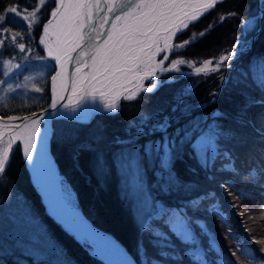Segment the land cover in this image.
Wrapping results in <instances>:
<instances>
[{
    "label": "trees",
    "instance_id": "1",
    "mask_svg": "<svg viewBox=\"0 0 264 264\" xmlns=\"http://www.w3.org/2000/svg\"><path fill=\"white\" fill-rule=\"evenodd\" d=\"M15 2L0 0V5ZM36 3L38 0H20L21 8ZM53 6V0H45L38 13L41 23L34 26L31 34L22 32L24 38L17 41L30 47L31 52H20L11 39L0 46V64L17 55L29 60L4 79L6 86L11 85L15 91L6 92L7 107L0 106V114L39 109L49 98L48 78L54 64L45 57L37 39ZM225 12L237 15L218 23L198 42L168 55V61L196 63L206 58L218 59L233 51L239 41L233 56L235 67L222 84L217 78L221 68L207 75L169 71L161 74L153 91H140L133 100L122 98L115 111H97L85 120L63 115L50 118L49 150L75 195L76 205L95 225L111 229L137 264H143L145 259L143 249L138 252V241L143 242L150 255L156 254L148 237L140 231L141 223L158 210L154 202H159L161 208L175 207L195 198L197 193L201 204L196 215L206 225L207 233L200 234L194 228V237L207 261L221 264L222 258L227 264L229 258L236 259L230 251L234 241L225 235L229 225L241 244L257 252L264 247L253 240L264 238V179L251 171L264 163V137L259 133L264 127V105L253 103L264 100V88L259 86L256 71L258 61L264 58V0H220L216 9L190 25L174 42L181 43L193 32L203 31ZM244 20L248 23H241ZM9 23L17 25L13 31L26 28L18 18ZM40 56L45 59H37ZM48 66L50 73L34 81L35 88L41 91L23 87L26 94L16 88L27 72ZM206 126H215L221 132L216 143L217 158L210 159L207 168L204 154L194 155L182 136L185 130H189V136H198ZM160 138L175 140L178 153L173 169L175 183L168 192L158 187L165 180L154 175L156 154L150 155L151 159L144 156V150ZM131 152L137 153L144 168L142 184L151 201L142 197L140 185L127 175L125 155ZM206 154L213 156L209 146ZM229 156L228 166L224 167ZM232 169L240 176L236 177ZM234 180L236 189L244 194L242 198L237 197V191L229 189L232 194L227 195L220 187ZM217 211L222 215L218 216ZM240 212L245 215L240 216ZM210 242L215 245L214 252L208 251ZM176 260H180L179 250ZM0 264H104L44 210L18 145L10 153L6 171L0 173ZM164 264L173 261L166 260ZM183 264H190V260L185 258Z\"/></svg>",
    "mask_w": 264,
    "mask_h": 264
},
{
    "label": "snow or ice",
    "instance_id": "2",
    "mask_svg": "<svg viewBox=\"0 0 264 264\" xmlns=\"http://www.w3.org/2000/svg\"><path fill=\"white\" fill-rule=\"evenodd\" d=\"M33 2L35 3L36 0ZM53 3L51 18L43 24V34L39 39V43L47 52V58L55 60L53 67L57 69L55 75L51 77L53 92L51 108H57L60 101L66 100L67 103L62 107L75 111L83 101L99 98L103 101L105 109L115 111L119 107L121 98L133 100L140 91H153L157 87L156 84L150 88H143L142 84L144 80L156 76L158 72H179V65L185 63H188L196 74L207 75L219 71L224 61L236 55L239 43L237 41V44L233 45V51L219 56L218 59H206L199 67H196L192 61L183 59L172 60L170 66L165 67V61L169 59L168 53L198 42L218 23L229 20L237 14L234 12L218 14L203 31L193 32L181 43H175L174 40L189 30L190 25L194 26L201 17L216 9L220 0H53ZM44 5L45 0H38L36 6L28 4L23 8L20 6V0L0 5L2 8L0 46L6 45L8 39H11L20 52L25 54L31 52L30 47L26 48L24 43L17 41L24 38L22 32L31 34L34 26L41 23L38 13ZM17 18L21 25H26L22 31H13L17 25L9 23L10 20ZM241 23L246 24L248 21L244 20ZM160 54H163L164 58L157 60L156 57ZM37 59L44 60L45 57L40 56ZM2 63L7 69L3 72L4 76H8L12 68L21 67L20 64H12L11 60ZM69 65H72L71 71ZM256 71L259 86L264 88V58L258 61ZM57 81H59V89ZM132 82L136 87L127 88ZM25 86L17 84L16 88ZM33 88L37 92L41 91L34 85ZM4 91L10 93L15 89L8 85ZM253 103L264 105V100ZM17 120L21 123L14 124L13 121ZM40 124V116L36 113L25 117L9 116L6 120L0 117V173L6 171L10 163V153L17 141L23 143V155L27 161L34 162V167L36 166L38 156L45 153L47 140V128L42 130ZM188 132L189 130H185L182 134L183 138H186L187 146L194 155L204 154V167L207 168L209 160L217 158L216 143L221 136L220 130L215 126H206V130H199V137L195 133L189 136ZM259 133L264 137V127ZM175 143V140L162 138L159 144L154 143L151 148L144 150L145 158L153 153L156 154L154 175L157 179L165 180L164 184L158 185L162 192L171 191L175 183L173 169L178 158ZM208 146L212 147V157L206 154ZM230 159V156L226 158L224 167L228 166ZM125 166L142 182L141 163L137 162L134 156L129 154ZM212 167L215 169L214 163ZM251 171L259 173L260 178L264 179V163ZM232 172L236 177L240 176L235 169H232ZM165 174H167L166 179ZM220 187L227 195L232 194L229 189L237 191L238 198L244 195L236 189L235 180L232 184L226 183ZM262 198H264V190H262ZM154 203L158 210L141 223L140 231L148 237V244L156 249V254L150 255L143 242L138 241V252L141 249L144 251L143 264H164L166 260H172L173 264H183L185 258L190 260V264L193 260L199 261V264H216L215 261L206 260L205 253L197 245L194 237V228L199 229L200 234L207 233L206 225L202 224L196 215L200 211L201 204L199 193L195 198H189L186 203L175 207L161 208L159 202ZM52 212L62 220L70 233L83 242L102 241L101 245L106 247H97L96 251L104 258L105 253L110 251L112 257H119V264H132L119 245L92 230L73 209L66 208V212L77 218L82 225H86L93 233L94 239L82 238L76 226L67 222L55 207ZM216 214L220 216L222 212L217 211ZM239 215L244 216L245 212H240ZM234 233L235 230L229 225L225 235L234 241L230 251L231 257L236 259L229 258L227 264H244L245 261L247 264H264V247L257 252L246 244H241ZM253 240L256 244L264 246V238H253ZM177 250H179V261L176 260ZM208 251H215V245L211 242ZM106 264H116V261L109 259L106 260ZM221 264H223L222 258Z\"/></svg>",
    "mask_w": 264,
    "mask_h": 264
},
{
    "label": "rangeland",
    "instance_id": "3",
    "mask_svg": "<svg viewBox=\"0 0 264 264\" xmlns=\"http://www.w3.org/2000/svg\"><path fill=\"white\" fill-rule=\"evenodd\" d=\"M231 51L232 50H230L229 52H231ZM44 53H45V51H44ZM227 53H224L223 55H226ZM168 55H169V53H168ZM46 58H47V56H46ZM163 58H164V55L163 54H160V55H158L156 57L157 60H161ZM48 59H50V58H48ZM206 59H213V58H206ZM206 59H203V60H201L199 62H196V63L193 62V63H195L196 67H199V66H201V63L204 60H206ZM232 59H233V57L230 60H232ZM8 60H11V63L12 64H20L21 67L23 65H25V63H28L29 62V60L23 59L20 55L13 56V57H11ZM172 60H170V61L166 60L164 66L165 67H169ZM174 60H176V59H174ZM230 60H226V61H224V63L225 62H228ZM49 66L47 68H44V69L35 68L34 70H31V71L27 72L26 75L23 77L21 84L22 85H26L25 86L26 88H33L34 81H36L39 77H42V76L44 77V76H46V75H48L50 73V67ZM0 67H1L0 70L2 71V74H3V72L6 71L7 69L3 66V63L0 64ZM182 67H184V68H182ZM179 68H180V71L179 72H181V73H184V74L194 73L193 68L188 63H185L183 65H179ZM18 69L19 68H12L11 72L16 71ZM163 73L164 72H158L156 76L149 77L148 79L144 80L143 81V84H142V87L143 88H150L153 84H157L160 81V79H161V74H163ZM6 77L7 76L2 75V77H0V81H4V79ZM26 78H29V79H26ZM6 85H7L6 83L5 84L4 83H0V104H1L0 106H3V107H7L4 104H7V102H8V94L9 93L7 94L4 91V89H6V87H7ZM135 87H136V84L134 82L129 83L127 85V88H130V89L131 88H135ZM21 88L27 94V90L25 88H23V87H21ZM129 94H131V93H129ZM24 101H26V100L24 99ZM82 109H85V110L82 111ZM99 109H105L104 108L103 101H101L99 98H97L95 100L88 99V100H85L84 106H79L78 108H76L75 111H72L70 109L68 111V114L71 115V116H75V117H78V118L85 119V118H88L92 113H94L95 111H97ZM51 117H53V116L44 117L42 119V121H41V124H40V127H41L42 130L45 127L47 128V140H46V145H45V153H44V157H43V164H44V167L46 169V172H47L48 176L51 178V180L54 183H56V185L58 186V188L60 189V191L62 192V194H64L65 197H67L72 202H75V204H76L75 195H74L72 189L69 187V184H68L67 180L64 178V176L60 173L59 169L57 168V166L55 164V161H54V158H53V156H52V154H51V152L49 150L48 138H49L50 129H51V122H50V118ZM197 137H199V135ZM5 139H7V136H5ZM161 139L162 138L158 139L155 144H159L161 142ZM15 144L17 145L18 143L16 142ZM16 145H13V146H16ZM209 148H210V150H212V147L211 146H209ZM130 154L132 156H134L135 157V160L138 162V155H137V153L131 152ZM128 156H129V154L125 155V159ZM149 159H151V156H149ZM140 172H141V174L144 172V168L143 167L140 168ZM127 175H128L129 179L133 183H136V184H139L140 185V191H141L142 197H144L146 200H150L151 201L150 197L148 196L149 193H148L147 189L142 184V182L138 178V176L135 175V174H133L129 170H128ZM263 207H264V204H263ZM84 247L86 249H88L89 252L92 253V248H90L89 245L86 244Z\"/></svg>",
    "mask_w": 264,
    "mask_h": 264
},
{
    "label": "water",
    "instance_id": "4",
    "mask_svg": "<svg viewBox=\"0 0 264 264\" xmlns=\"http://www.w3.org/2000/svg\"><path fill=\"white\" fill-rule=\"evenodd\" d=\"M107 27V26H106ZM46 55H47V52H46ZM51 59V58H50ZM53 62H54V64H55V60L54 59H51ZM223 68H222V70H221V72H219V74H218V77L220 78V80H221V84L223 83V81L225 80V79H227L228 78V76H229V74H230V72L233 70V68L235 67V60H231L230 62H226V63H224V64H222L221 65ZM56 68L54 67V70H53V72L51 73V75H50V77H49V84H48V90H49V99H48V101H47V103L43 106V107H41V108H39V109H35V110H32V111H29V112H25V113H9V114H5V115H1L0 114V117H2V118H4L5 120L7 119V117H9V116H15V117H25V116H30L32 113H36L38 116H40V121L42 120V118H44V117H47V116H53V115H58V114H64V112H61V109L62 108H64V107H61V104L62 103H64V101L65 100H62V101H60L59 103H58V105H57V108H51L50 107V104H51V101H52V95H53V92H52V79H51V77L53 76V75H55V73H56ZM13 123L14 124H18V123H21V121H19V120H17V121H13ZM38 139V144H39V137L37 138ZM19 144H20V149H21V154H22V158H23V160H24V163H25V166H26V168H27V171H28V175H29V178H30V182L32 183V185L34 186V188H35V190L38 192V194H39V196H40V199H41V202L44 204V207H45V209H46V211L56 220V221H58L62 226H64L65 228H67L66 227V225L62 222V221H60V220H58L56 217H54L50 212H49V210L47 209V207H46V205H45V203H44V200H43V198H42V194H41V192H40V190H39V188L37 187V184L34 182V180H33V178H32V174L34 175V173H33V170H32V168H31V166L29 167V161H27V159L24 157V155H23V145L21 144V142H19ZM42 156V160H43V154L41 155ZM41 167H42V169H43V173H44V176H45V178L48 180H50V178L48 177V175H47V173H46V170H45V168H44V166H43V164L41 165ZM31 168V169H30ZM35 176V175H34ZM35 178H36V176H35ZM36 180H37V178H36ZM51 181V180H50ZM52 182V181H51ZM53 183V182H52ZM61 197V200L62 201H64L65 203H67L66 202V199L64 198V196L61 194L60 195ZM77 208V210L80 212V214L82 215V217L84 218V220H85V222H86V224L88 225V224H92V227L93 228H95V229H97V230H100V232L101 233H105L106 234V236H108V238H110V241H112V242H115L117 245H119V247L121 248V249H123V251H124V253L127 255V257L132 261V264H136V261H135V259H134V257L131 255V253L129 252V250L127 249V247L125 246V244L122 242V240L118 237V236H116V234L111 230V229H109V228H101V227H98L97 225H95L78 207H76ZM60 212H62L63 213V217L66 219V220H68V221H70V215L67 213V212H65L64 210H59ZM73 225H75L76 227H83L84 225H82L80 222H78L77 220H73V221H70ZM99 228H101V229H99ZM92 254H93V252H92ZM94 256H96L97 258H99V257H103L102 255H99V254H97V255H95V253L93 254ZM109 259H113L114 261H116V264H119V257H117V256H113L112 257V253L109 251L107 254H106V256H105V258H103V259H101L100 258V260H102L105 264H106V260H109Z\"/></svg>",
    "mask_w": 264,
    "mask_h": 264
},
{
    "label": "bare ground",
    "instance_id": "5",
    "mask_svg": "<svg viewBox=\"0 0 264 264\" xmlns=\"http://www.w3.org/2000/svg\"><path fill=\"white\" fill-rule=\"evenodd\" d=\"M50 18H51V16L49 17V19ZM46 23H47V21H46ZM42 34H43V30H42ZM71 68H72V65H69V70L70 71H71ZM57 88L59 89V81H57ZM84 102L85 101H83V103L80 106H84ZM65 103H67L66 100L64 101V103L61 104V107ZM67 109L68 108H62L61 112H64ZM19 142L20 141H17V143H19ZM21 144L23 145L22 142H21ZM34 157H35V154H34ZM41 165H42V156L41 155L38 156L37 163H36L35 167H34V162H29V167L31 166V168L33 170V173L36 176L37 180H36V178H35V176L33 174H32V178H33L34 182L37 184V187L39 188V190H40V192L42 194V198L44 197L43 200H44V203H45L47 209L49 210V212L54 217H56L58 220L62 221L58 216H55L53 214L52 209L55 207L58 211L59 210H64L66 212V208H70V209H73L76 213H78L79 217L82 218V220L85 222L84 218L82 217L80 212L77 210L75 204L72 201L66 199L67 203H65L64 201L61 200V198H62L60 196L61 192L59 191L57 185H54V183H52L49 179L47 180L45 178ZM59 213L62 215V217L64 216L62 212L59 211ZM67 213L70 215V218H71L70 221L77 220L78 222H80L77 218L71 216V214L69 212H67ZM70 221L67 220V222L71 223ZM88 226L92 230H94L95 232L99 233L101 236L108 238V236H106L105 233H101L100 230H97V229L93 228L91 223L88 224ZM76 228L81 233L82 238L94 239L93 233L91 232L90 229L87 228L86 225H84L83 227H76ZM99 229H101V228H99ZM79 240L82 243L89 245V247L92 248L93 254L95 253V255L99 254L96 251L97 247H102V246L106 247V245H101L103 243L102 241H97L95 243H93V242L85 243V242H83L82 239H79ZM109 240H110V238H109ZM108 252L105 253V256H106V254ZM99 255H101V254H99ZM100 258L103 259L104 257H99V259Z\"/></svg>",
    "mask_w": 264,
    "mask_h": 264
}]
</instances>
